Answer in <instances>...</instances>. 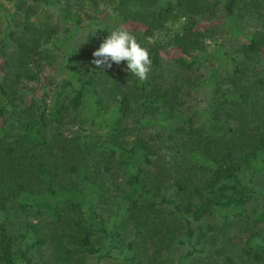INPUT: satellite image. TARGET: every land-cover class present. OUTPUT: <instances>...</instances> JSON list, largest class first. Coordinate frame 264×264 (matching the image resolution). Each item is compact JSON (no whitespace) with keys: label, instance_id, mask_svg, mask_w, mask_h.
Segmentation results:
<instances>
[{"label":"trees","instance_id":"trees-1","mask_svg":"<svg viewBox=\"0 0 264 264\" xmlns=\"http://www.w3.org/2000/svg\"><path fill=\"white\" fill-rule=\"evenodd\" d=\"M110 2L98 20L112 25L94 32ZM262 11L264 0H0V264H264ZM124 26L149 53L143 81L126 62L93 63ZM212 32L222 42L208 53ZM158 33L169 41H148ZM183 84L209 101L181 109ZM133 130L178 138L172 161ZM174 246L188 251L165 260Z\"/></svg>","mask_w":264,"mask_h":264},{"label":"rangeland","instance_id":"rangeland-1","mask_svg":"<svg viewBox=\"0 0 264 264\" xmlns=\"http://www.w3.org/2000/svg\"><path fill=\"white\" fill-rule=\"evenodd\" d=\"M3 5L7 9H9V10H11L13 12L18 11V7L15 4L5 3L4 2ZM113 9H114V6H113V4H111V2H110V4L109 3L102 4L101 6L95 8V10L93 11L92 15L93 16H96L97 17V20L94 21L93 18L90 17V19H92V21L94 23H97L96 25L92 24V29L94 30V32L98 28H100V27L102 28L103 26H106V25H108V26L109 25L110 26L112 25L111 21H109V20H98V19H101L100 17L102 15H104V14H110V15H112ZM40 13H42V12L39 11L38 12V15L39 16H42V14H40ZM54 14H55V12H52L51 15H53L55 17ZM260 14H261V16L264 17L263 11ZM44 17H45V15H44ZM211 25L212 24H209V23H201L197 27V30H200V31H203V32L207 33L206 32L207 31L206 28L208 26H211ZM252 28H253V26L250 27V28H248V29H244V30H242L241 33L243 35H245L246 37H248L249 35H251L250 33H252ZM124 29L125 30H128L130 28L128 26H124ZM220 35L223 36L224 34H220ZM214 37H216V34L214 32H212L209 35L202 37V39L200 40V45L204 49L206 48L205 51L208 52V53H212L216 49L217 44H221V42H222V40H220L217 43V39H214ZM240 37L236 38L235 40H238ZM155 39H157L156 41H161L163 43H166L167 41H169L167 38H163V33H158V38L157 37H155L154 39L150 38L148 41L151 42V41H154ZM239 41H243L244 42V41H246V38H240ZM195 53H196V55H198V51L195 52ZM165 55L168 58H173L175 55H178V53H177V51L174 48H170V49L168 48V50L165 51ZM2 65L3 64L0 63V76L2 75ZM113 67L119 69V67L115 66L114 64H113ZM49 72H51V71H49ZM195 74L196 73L190 75L191 76V79H192V82H194V80H195ZM173 76H174V74H171L170 75V81H171V83H174L175 82L174 79L178 78V77L173 78ZM204 91H205L204 89L202 91H199V90L193 88V86L190 87V86H186V84H183L182 89H181L182 98L180 99V101H182V105L180 106L181 109L182 108L185 109L188 105L192 106L193 107L192 109H201L209 101V97H208L209 95H206V93ZM185 93H190V95L186 97L185 96ZM184 106H185V108H184ZM185 110L187 111V109H185ZM203 121L204 120L201 119L199 121V123L197 122V125L198 126H201L200 124H202ZM176 134H177V132H175V137H176ZM139 135H141L144 139H146L151 144V147H152V149L154 151L153 154L155 155L154 156V159L157 158L156 161L158 163H161L162 164L163 162L164 163H167L168 161H170V162L172 161L171 160V154L170 153H171L173 147L175 146V144L178 143V141H179L178 138H176V140H174V141L171 142V140L170 141L169 140L166 141V139L169 136L167 134H162V132L160 130H157V131H148V132H146V131L139 132L137 130H133L129 134V136L131 138L130 140L131 141L135 140L136 137H139ZM182 136L184 137V133L181 134V132H180V133L177 134V137H180L181 138ZM166 167H169L171 169L170 170V172L172 173L170 175L171 178L174 177V174L176 176L177 174H181L182 173V172H179L178 170H174L172 168V166H166ZM151 169H155V168L152 167ZM170 183H172V181ZM260 184H262V183H260ZM163 220H172V217L170 216L168 210H165V212H163L161 214V221H163ZM204 223H203V225H204ZM44 224L49 225L51 227L50 222L48 223L47 221H43L42 222V225H44ZM51 230H52V228H44V231L45 232H50ZM187 251H188V248L187 247H185V248L183 247L182 248V247L174 246V247H168L166 249V252L165 253H162V251H160V252H161V255H164L165 260H168L170 256H172V258L174 260H177L176 258H179L182 255H185L187 253ZM88 262H89V264H113L111 262H106V261H102V262L99 263L96 259H94V260H91L90 259ZM208 262L209 261H201V262H198V264H207ZM175 263H177V262L175 261ZM39 264H44V263L41 261V262H39Z\"/></svg>","mask_w":264,"mask_h":264},{"label":"clouds","instance_id":"clouds-1","mask_svg":"<svg viewBox=\"0 0 264 264\" xmlns=\"http://www.w3.org/2000/svg\"><path fill=\"white\" fill-rule=\"evenodd\" d=\"M93 57V63L103 69L126 62L125 70L140 81L147 78L151 67L148 51L140 46L133 34L122 28L105 36Z\"/></svg>","mask_w":264,"mask_h":264}]
</instances>
